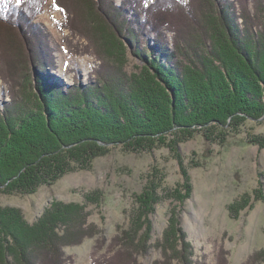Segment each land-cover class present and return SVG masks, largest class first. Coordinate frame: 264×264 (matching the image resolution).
Returning a JSON list of instances; mask_svg holds the SVG:
<instances>
[{
	"label": "trees",
	"instance_id": "obj_1",
	"mask_svg": "<svg viewBox=\"0 0 264 264\" xmlns=\"http://www.w3.org/2000/svg\"><path fill=\"white\" fill-rule=\"evenodd\" d=\"M44 1L13 5L0 0V36L5 34L24 48L20 84L12 76L3 77L10 100L3 109L0 106V192L34 194L39 186L68 173L72 165L84 167L107 149L100 144L112 140L138 149L161 143L176 128L181 134L201 125L222 128L231 122L230 127L239 131L246 117L263 116L264 26L259 32L254 30V16H244L248 11L242 13L245 27L239 30L232 17L233 6L205 0L212 28L203 6L201 23L184 28L185 34H178L176 47L169 51L162 33L164 25L169 26L166 16L181 23L184 15L195 13L198 0H123L121 5L115 0H53L65 14L71 33L93 43L96 56L103 61L95 72V82L63 89L46 84L39 76L46 67L43 60L47 66L53 62V56L49 59L45 54V35L37 26L30 27ZM256 1L264 9V0ZM240 3L246 5V0ZM132 24H137L138 32L148 29L155 40L149 59L129 76L124 40L136 41ZM4 42L1 37L0 67ZM133 54L139 57L137 51ZM160 55H166L169 62L163 63ZM170 61H175L174 67ZM137 199L141 209L131 231L126 232L129 241L112 242L109 250L115 252L116 259L108 264H137L133 254L144 257L150 250L146 243L134 245L133 240L142 224L148 234L152 231L149 216L157 199ZM99 200L85 197L88 204ZM85 209L84 204L54 202L30 224L19 209L0 207V264H66L64 249L92 235ZM141 215L144 222H140ZM177 233L180 229L174 228L172 221L163 242L155 245L163 253V259L156 261L159 264H192L190 245L183 235L177 239ZM180 240L185 248L176 251ZM127 244L133 250L131 256L121 251ZM262 255L247 264L261 260Z\"/></svg>",
	"mask_w": 264,
	"mask_h": 264
},
{
	"label": "rangeland",
	"instance_id": "obj_2",
	"mask_svg": "<svg viewBox=\"0 0 264 264\" xmlns=\"http://www.w3.org/2000/svg\"><path fill=\"white\" fill-rule=\"evenodd\" d=\"M7 1L14 5L26 0ZM218 1L234 7L232 17L237 19L239 30L245 27L242 13L247 11L244 16H254V30L259 32L264 26V9L257 1L246 0V5L240 3L242 0ZM115 2L121 5L123 0ZM195 6V13L184 15L181 23L166 16L170 27L164 25L162 33L167 37L169 51L176 47L174 43L178 41V34L184 33V28L201 23L203 6L211 25L208 2L198 0ZM41 9L30 27L37 26L45 35V54L49 59L52 55L53 62L47 66L44 59L46 67L39 76L46 84L63 89L95 82V72L103 63L96 56L95 45L71 33L65 24V14L56 8L53 0H45ZM49 15L51 19L47 20ZM133 29L138 35L136 41L124 40L128 55L125 71L129 76L135 75L143 61L149 59L155 40L148 29L138 32L140 28L132 24ZM1 37L5 40L4 62L0 67V106L3 109L10 100L3 77L12 76L15 83L20 84L24 75L20 54L24 48L21 42L13 43L5 34ZM134 51L139 57L134 56ZM188 56L192 57L191 53ZM160 60L169 62L166 55H160ZM170 62L174 67L175 61ZM230 124L222 128L201 125L197 130L181 134L176 128L161 143L150 147L146 144L138 149L125 146L121 140L100 144L107 148L101 155L87 161L84 167L72 165L68 173L57 181L39 186L34 194L0 192V207L19 209L25 220L33 224L54 202L84 204L92 235L64 249V258H68L66 264H108L116 259L115 252L109 250L112 242L129 241L126 232L131 231L132 222L141 209L137 198L155 197L157 204L149 216L152 231L148 234L142 224L140 234L133 240L134 245L146 243L150 248L144 257L133 254L132 259H136L137 264H159L156 261L163 259V253L155 245L163 242L172 221L174 228L180 229L177 239L183 235L184 242L190 245L187 248L192 264H247L260 253L263 257L253 264H264V114L257 119L246 117L239 131L233 130L236 126L230 127ZM85 197H100V200L97 204H88ZM144 219L141 215L140 222ZM181 241L176 244V251L185 248L181 247ZM121 251L129 256L133 250L127 244Z\"/></svg>",
	"mask_w": 264,
	"mask_h": 264
},
{
	"label": "bare ground",
	"instance_id": "obj_3",
	"mask_svg": "<svg viewBox=\"0 0 264 264\" xmlns=\"http://www.w3.org/2000/svg\"><path fill=\"white\" fill-rule=\"evenodd\" d=\"M258 15V14H257ZM51 19L50 15L47 17V20ZM143 19V18H142ZM159 53V52H158ZM158 55V54H157ZM164 56V55H163ZM154 57V56H153ZM35 95V94H34ZM228 97V96H227ZM158 100V99H157ZM194 103V102H193ZM162 107V106H161ZM160 109V108H159ZM130 112V111H129ZM153 120V119H152Z\"/></svg>",
	"mask_w": 264,
	"mask_h": 264
},
{
	"label": "snow or ice",
	"instance_id": "obj_4",
	"mask_svg": "<svg viewBox=\"0 0 264 264\" xmlns=\"http://www.w3.org/2000/svg\"><path fill=\"white\" fill-rule=\"evenodd\" d=\"M17 3H19V0H17Z\"/></svg>",
	"mask_w": 264,
	"mask_h": 264
}]
</instances>
